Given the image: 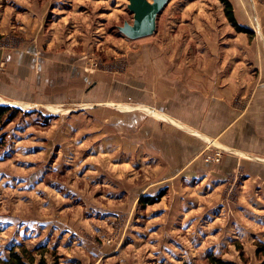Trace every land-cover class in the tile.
Listing matches in <instances>:
<instances>
[{"label":"rangeland","instance_id":"obj_1","mask_svg":"<svg viewBox=\"0 0 264 264\" xmlns=\"http://www.w3.org/2000/svg\"><path fill=\"white\" fill-rule=\"evenodd\" d=\"M187 4L169 0L154 34L130 40L118 30L132 24L126 0H0V43L24 39L39 58L67 64L71 55L84 66V76L70 74L78 98L0 103L14 116L0 126V264L11 253L26 264H207L209 255L264 263V185L224 168L234 155L222 150L232 149L192 138L196 153L186 156L167 122L161 138L149 115L76 109L134 106L106 98V84L118 83L136 46L182 34Z\"/></svg>","mask_w":264,"mask_h":264},{"label":"crops","instance_id":"obj_2","mask_svg":"<svg viewBox=\"0 0 264 264\" xmlns=\"http://www.w3.org/2000/svg\"><path fill=\"white\" fill-rule=\"evenodd\" d=\"M191 1L180 9L182 19L172 21L182 34L161 37L162 46H136L126 55L118 83L110 90L106 84V98L134 106L105 101L76 109L109 106L121 114L149 115L152 134L157 132L161 138L167 136L159 125L167 122L172 125L173 140L184 142L183 155H195L192 138L232 149L222 148L234 155L225 159L224 168L235 174L248 173L264 185V0H227L236 22L249 29L251 36L230 26L219 0L198 5ZM23 21L17 18L22 24L19 28L25 29ZM255 25H260L261 36ZM22 40L17 46L11 41L0 43V103L47 104L78 98L81 91L73 93L69 88L71 82L78 83V77L70 79L72 73L84 76L83 63H71V55L67 64L61 57L46 61L37 57V48L31 50ZM142 115L143 129L146 120ZM190 163H185V170Z\"/></svg>","mask_w":264,"mask_h":264},{"label":"water","instance_id":"obj_3","mask_svg":"<svg viewBox=\"0 0 264 264\" xmlns=\"http://www.w3.org/2000/svg\"><path fill=\"white\" fill-rule=\"evenodd\" d=\"M127 9L132 14V24L124 23L118 28L120 33L130 40L149 37L156 30L158 15L169 0H126Z\"/></svg>","mask_w":264,"mask_h":264},{"label":"trees","instance_id":"obj_4","mask_svg":"<svg viewBox=\"0 0 264 264\" xmlns=\"http://www.w3.org/2000/svg\"><path fill=\"white\" fill-rule=\"evenodd\" d=\"M219 2L223 6L224 17L226 18L230 26L237 33H243V34H247L248 36H251L253 33L249 29L238 25V23L236 22L231 4L227 0H219ZM11 111L13 110L8 106H0V126L4 122H11V120H13L14 116L12 115V113H10ZM162 196L163 195H159L155 199H149V198L142 199L140 200V203H145L146 205H153ZM2 264H26V263L23 261V258H21L19 255H17L16 253H11L10 258L7 261L3 262ZM207 264H232V263L224 261L221 258L215 257L213 255H209L207 257Z\"/></svg>","mask_w":264,"mask_h":264}]
</instances>
